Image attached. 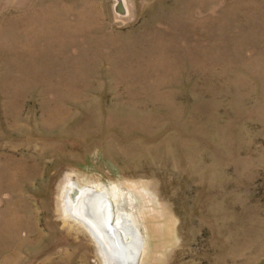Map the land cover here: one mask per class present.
<instances>
[{"label":"rangeland","instance_id":"374dc122","mask_svg":"<svg viewBox=\"0 0 264 264\" xmlns=\"http://www.w3.org/2000/svg\"><path fill=\"white\" fill-rule=\"evenodd\" d=\"M116 4L0 0V264H105L69 181L133 213L135 264H264V0Z\"/></svg>","mask_w":264,"mask_h":264},{"label":"bare ground","instance_id":"6f19581e","mask_svg":"<svg viewBox=\"0 0 264 264\" xmlns=\"http://www.w3.org/2000/svg\"><path fill=\"white\" fill-rule=\"evenodd\" d=\"M83 186L84 185H79L78 183H76V181H69L68 183H66V186L63 188V192L60 195V198H61V201L63 203H66V205L65 206L63 205V207H62L63 213L67 217V218H65L66 220H64V223L69 224L71 226V223H67L69 218H75V219L79 220L80 222H83L89 228V230L91 231V235L94 237L95 241L97 242V245L99 248V253H101L102 256L104 257L105 264H135L134 262L136 261V259H138L137 261H139L142 257L141 256V253L143 252L142 251V249H143L142 240L145 239V233L143 232L142 228H140V230L136 228L135 221L133 222V218H134L133 213H129L127 210H120V208L118 207V205L120 203L119 199L115 198V200H114L115 217L124 226L123 235H124L125 241H126V247L124 249V252L122 251L123 257L117 259V257H114V255L111 254L109 248L101 241V239L92 230V228L87 224V222H85L84 220H82L81 218H79L76 215V212H75L76 201H77V197L79 194V190L82 189ZM116 190H117V188H116ZM109 192H110V190H109ZM130 197L132 198V202H133L135 199L133 194H131ZM156 206H157V204H156ZM79 210L84 215H86L89 219H91L94 223H96L101 228V230H103V232L106 233V235L108 237H110V238L114 237L115 231L112 229H109L107 226V223H106V220H107L106 219V216H107L106 204L100 197H97L95 195H87L86 197H84L81 200V202L79 204ZM147 210H149V209H147ZM141 218H142V216H141ZM151 220H152V218H151ZM151 220H148V221H151ZM164 248H166V247H164ZM164 253H165V251H164ZM141 261H142V259H141Z\"/></svg>","mask_w":264,"mask_h":264},{"label":"water","instance_id":"95a60500","mask_svg":"<svg viewBox=\"0 0 264 264\" xmlns=\"http://www.w3.org/2000/svg\"><path fill=\"white\" fill-rule=\"evenodd\" d=\"M116 10L121 15H127L128 8L126 6V0H117ZM87 195H95L97 197H100L105 202L107 207L106 223L109 229L115 231L114 237H108L106 233L103 232V230H101V228L96 223H94L91 219H89L79 210V204L81 200ZM75 212L79 218L87 222V224L98 235L101 241L109 248L111 254H113L114 257H117V259L123 257V252L126 247V241L123 235L124 226L115 217L114 199L107 188L97 187L93 185H84L83 188L79 190L75 206Z\"/></svg>","mask_w":264,"mask_h":264}]
</instances>
